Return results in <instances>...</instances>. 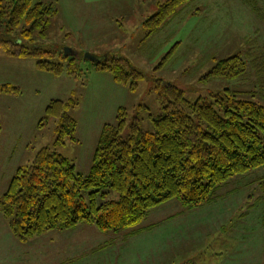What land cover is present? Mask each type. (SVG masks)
<instances>
[{
	"label": "rangeland",
	"instance_id": "rangeland-1",
	"mask_svg": "<svg viewBox=\"0 0 264 264\" xmlns=\"http://www.w3.org/2000/svg\"><path fill=\"white\" fill-rule=\"evenodd\" d=\"M62 1L65 11L53 18L49 38L42 45L49 50L68 48L78 58H126L143 78L131 91L116 84L110 73L95 71L88 60L81 64L80 79L57 77L39 71L36 59H15L0 50V85L12 84L21 90L19 96L0 95V197L19 167L31 164L45 147L56 149L77 173L87 175L102 129L117 123L120 108L127 110L130 119L139 118L143 130L152 132L153 120L162 114L155 90L159 81L181 89L189 102L230 89L241 92L240 99L264 105L259 78L247 56L250 49L264 46V19L253 8L264 15V0L248 6L242 0H193L150 37L143 23L156 14L158 2L166 0H142L141 10L125 8L122 19L112 0L82 6L91 14L99 11L96 16L103 19L69 16L66 10L73 6L79 14V6L73 0ZM35 2L59 8L56 0ZM144 10L149 14L142 20ZM235 55L248 63L244 75L235 80L206 79L218 61ZM70 99L78 103L70 113L77 122L75 141L56 147L55 120L39 124L51 101ZM263 178L264 168L235 176L212 203L194 209L169 201L152 209L135 235H130L135 229L102 233L81 225L50 244H36L35 249L41 256L54 257L55 264H264ZM118 199L116 192L107 198ZM47 262L38 259L51 264Z\"/></svg>",
	"mask_w": 264,
	"mask_h": 264
},
{
	"label": "trees",
	"instance_id": "trees-1",
	"mask_svg": "<svg viewBox=\"0 0 264 264\" xmlns=\"http://www.w3.org/2000/svg\"><path fill=\"white\" fill-rule=\"evenodd\" d=\"M192 1L158 2L156 14L143 23L147 37L160 32ZM58 14L54 3L0 0V50L11 58L36 59L41 72L78 80L83 55L65 56L64 47L49 50L41 44L48 40ZM247 56L264 94V46L250 49ZM91 64L131 91L143 78L126 58L106 56ZM247 67V61L235 55L218 61L206 79L235 80ZM155 90L162 114L153 120V131L143 130L139 118L130 119L120 108L117 123L102 129L87 175L77 173L68 158L49 147L17 170L0 197V213L20 242L80 225L102 233L135 229L130 232L135 235L152 209L173 200L190 209L212 203L231 178L264 168V105L240 99L242 93L230 89L195 102L161 81ZM20 94L12 84L0 85V95ZM77 105L70 99L53 100L47 106L39 127L55 120L56 147L75 141L77 122L70 113ZM261 184L264 192V178ZM111 192L119 199L107 200Z\"/></svg>",
	"mask_w": 264,
	"mask_h": 264
},
{
	"label": "crops",
	"instance_id": "crops-1",
	"mask_svg": "<svg viewBox=\"0 0 264 264\" xmlns=\"http://www.w3.org/2000/svg\"><path fill=\"white\" fill-rule=\"evenodd\" d=\"M56 1L59 2V4H58L59 5V14L61 15L65 11L63 9V5H62L63 1L62 0H56ZM73 1H75L77 3V5L79 6L80 13L76 14L74 12L73 6H72L71 8H68L66 10L67 14L69 16L79 15V16L85 17V18L96 17L97 19H103L102 16L100 18H98L96 16L99 14V11H96L95 14L94 13L91 14L90 12H88L86 10H82V6H87V4H90V3L92 4V3H94L95 0H73ZM112 1L117 3L116 5H114V9L119 12L118 16L120 17V19L123 18V16L121 14L125 8H131L135 12H136V10L142 9V6H141L142 0H112ZM256 1L257 0H254L255 3H256ZM138 2H139V4H138ZM244 4H246V3L244 2ZM150 10H151V8H150ZM255 13L258 14L259 16H263L262 19H264V15H262L260 13V11H257ZM147 14H149V13H146L145 10L141 11L140 18L142 20L146 19L148 16ZM107 15L109 16V14H107ZM95 24H98V23H95ZM23 166H25V165H23ZM174 212H176V211H173V213ZM3 217L4 216L2 214H0V264H42V263H38L39 258L46 259L48 262H51V264H55L54 260L51 261L52 258H54V257H50L48 253L43 254L41 256L40 253L35 249V248H37V246H35V245L36 244L37 245H39V244H50L51 242H54V238L58 239L60 237L59 235H62V233H66V231H64V232L51 231V232H48V233H46L40 237H36V238L30 240L29 242L22 243L13 235V233L11 232L10 227L8 225V222H6L7 220ZM80 226L77 227L76 229H80ZM153 228H154V225L150 226L148 228H145L143 233L145 231H151ZM76 229H74V230H76ZM137 230H141V229H137ZM140 235H136V236H140ZM32 249H34V251H32Z\"/></svg>",
	"mask_w": 264,
	"mask_h": 264
},
{
	"label": "water",
	"instance_id": "water-1",
	"mask_svg": "<svg viewBox=\"0 0 264 264\" xmlns=\"http://www.w3.org/2000/svg\"><path fill=\"white\" fill-rule=\"evenodd\" d=\"M64 53H65V56H76V53L73 52L72 50L68 49V48H65ZM84 60L91 61V63H94V64H99L102 62L101 58H97V57H94L91 55H86L84 57Z\"/></svg>",
	"mask_w": 264,
	"mask_h": 264
}]
</instances>
